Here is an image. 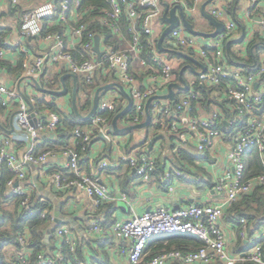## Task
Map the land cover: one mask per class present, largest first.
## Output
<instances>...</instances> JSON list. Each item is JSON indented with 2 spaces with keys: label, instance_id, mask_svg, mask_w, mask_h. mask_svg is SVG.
Returning <instances> with one entry per match:
<instances>
[{
  "label": "built area",
  "instance_id": "built-area-1",
  "mask_svg": "<svg viewBox=\"0 0 264 264\" xmlns=\"http://www.w3.org/2000/svg\"><path fill=\"white\" fill-rule=\"evenodd\" d=\"M198 1L193 0L191 6L185 1L181 2L189 12H192ZM256 5L258 0H250L247 17H252ZM18 8L21 11H18ZM162 11L160 0H0V61L4 59L9 46H15L16 49L18 48L17 51L27 58L32 57L34 54L28 50L22 40L23 38L38 40L42 45L33 59V64L23 63L24 77L36 80L47 65L58 63L64 64L69 72L80 78L86 85L94 83V74L98 66L106 61L108 69L117 71L122 81L131 86L132 104L125 114L127 118L125 123L126 125L137 124L144 117L146 101L152 96L164 93L172 81L170 59L158 52L153 39V26L159 20ZM217 14L220 13L216 10L212 11V15L218 16ZM123 17L128 21L127 30L131 34L130 41L125 48L116 49L112 44L105 43L104 37L99 35L100 48L104 54L101 62L98 63L92 50L94 37L98 34L89 30L90 23L98 22L102 27L109 29L113 37L120 40L123 38L120 23ZM259 24L264 40V19H260ZM54 26H59L60 30L45 32V28ZM233 28L234 24L229 22L222 34L202 46L199 45L197 37L189 34L182 26L174 28L170 34V39L176 47L197 50L205 59L209 57L206 49H210V55L215 61H210L206 71L200 74L199 80L213 85L221 83L223 79L231 80L224 87V95L234 105L232 117L223 118L217 111H213L209 116L191 115L190 99L197 96L192 90L190 94L177 100L174 105L165 101L166 104L162 110H160L161 100H154L151 104L154 115L161 111L166 114L182 112L179 122H173L169 131L176 138L177 143L173 151L177 155L184 144L192 143L198 153H203L212 147L215 138L222 136L231 139L226 153L228 166L212 179V189L223 199L215 204L187 201L178 209L159 206L112 224L106 223V218L102 215L99 220L91 224L89 232L99 235L111 233L121 244L120 253L126 257L128 264H168L173 259H180L186 264L215 262L264 264V226L256 228L249 234L245 218H239L241 226L234 225L231 231L237 233V238L243 242L246 250L233 255L227 248V238L221 225L226 209L233 202L237 201L241 195L251 192L255 187L264 186V115L260 117L257 113L260 111L257 105L261 103L264 95V86L258 83V79L264 75V56L260 58L258 68L248 73L227 67L224 63L222 46L224 40L231 36ZM141 33L147 36L150 65L139 55ZM133 60L141 66H150L152 70V83L143 89L133 87L134 78L131 74ZM2 74L3 68L0 66V77ZM42 80L43 83L40 84L43 86L48 80L43 78ZM255 82L258 83L256 88H254ZM16 99L18 111L15 123L18 129L26 132L27 141L30 144L19 159L9 150L10 142L5 139L0 144V166L6 163L14 173L7 187L10 188V194L23 197L20 202L21 212L29 216L39 214L41 217H46L51 214L50 211L43 208L41 202L31 199L20 182L25 179L24 170L27 164L40 165L52 152L36 153L34 145L41 133L53 132L59 123V115L47 109L45 121L37 120L32 124L29 118L30 112H33L35 116L41 113L33 106L36 100L42 103H49L52 100L46 101L44 95L25 100L18 95L15 88H8L0 82V104L8 108ZM117 102L116 99L100 98L96 111L89 118L90 128H95L98 133L106 135L109 139L111 136L107 135L106 119L98 114L100 111L113 110ZM218 124H222V127ZM89 130L75 129L74 138L89 143L91 139ZM59 149L65 158L63 169L68 173L53 172L50 175L53 187L57 191L78 189L97 207L108 196L107 187L99 181L97 174L114 172L123 162L144 180L149 179L152 172L156 173L158 184L169 192L173 191V181L180 176L177 169H159L155 159L149 157L147 148L145 153H138L140 149H133L135 152L121 155L116 162L101 159L94 172L82 170L81 163L84 156L74 147L62 145ZM248 149L257 151L263 173L244 179V153ZM51 218H53L52 214ZM55 230L58 243L65 242L73 250L75 242L70 238L71 225L60 223ZM174 234L194 236L201 240L203 245L198 250L186 254L171 250L144 260V248L150 240L158 236ZM18 243L22 246L26 243L23 233H19ZM63 260L61 248L53 253H40L37 256L38 264H56ZM15 264H29L28 258L21 256Z\"/></svg>",
  "mask_w": 264,
  "mask_h": 264
},
{
  "label": "crops",
  "instance_id": "crops-1",
  "mask_svg": "<svg viewBox=\"0 0 264 264\" xmlns=\"http://www.w3.org/2000/svg\"><path fill=\"white\" fill-rule=\"evenodd\" d=\"M162 2L167 3L170 6L175 3H180L182 5L181 0H162ZM183 8L189 21L195 26V28L205 33L212 32L215 28L204 18L201 12L202 10L211 15L213 10L219 12L220 14H217L218 16H213L219 22L225 24V28L229 22L233 23L234 28L229 40L235 42V44H233V51L242 58L246 57L248 45L252 41L256 40L259 42L262 39V28L259 24V20L264 19V0H258V5L255 6L253 15L250 18L246 16L247 10L250 9V0H199L195 4L192 12H189L184 6ZM161 16L153 26V39L156 42V47L157 40L166 27V24L161 21ZM170 38L171 36L169 35V37L164 40L161 46L162 49L157 47V50L162 53V55L170 59L172 67L181 66L182 68L184 65H189L191 67V69H184L182 77L186 81L188 87L192 88L193 83L199 80L200 74L198 73L201 72L203 68H205L206 71L210 60L207 61L209 58H203L197 50L192 51L189 49L184 50L178 47L173 48L171 46L172 41ZM123 39L124 37L120 38V40L117 38L115 40L121 43ZM212 40V38L197 36V41L201 46L210 43ZM22 41L27 45L28 50L34 55L27 58L23 54L19 53L17 51L18 48L16 49L15 46L7 47L5 57L1 60L3 64V74L0 77V82L5 84L8 88H15L17 92L19 89L26 98L35 99L44 95L46 101H54V103L59 107V111L67 114L72 110V91L74 89L76 90L78 83H82L81 79L76 76V81H74L70 76L72 73L67 70L64 64L57 63L47 65L44 68L43 73L36 78V81H38V83H43L42 78L49 81L51 77L57 75L60 79L59 89L53 91H59L63 88V86L66 89V92L63 95H52L36 87L31 78L23 76L24 72H22L19 77L10 73L7 71L4 64L14 66L20 62L24 71L23 63L32 65L33 59L37 55L39 47L42 45L40 41L31 40L30 38H23ZM128 42L124 41L121 43V45L123 44L122 47L125 48ZM224 47H226V44H223L222 49ZM172 49L191 55L196 61L186 59L183 56L170 52L169 50ZM263 56L264 53H260V58ZM103 74L106 80H98V83L100 81L104 84L113 82L120 83L124 88V92L130 95L131 86L126 85L122 81V78L117 71L113 70L110 72L108 70H104ZM131 74L134 78L133 87L135 88L143 89L152 83V70L150 69V66H141L133 60L131 62ZM62 77L64 78L62 79ZM172 78L171 82H179L176 75ZM44 85L43 89L49 90ZM166 91L167 89L162 94H165ZM177 91L179 90H175V95L178 94ZM103 92L109 96L107 100H119L121 95L125 97V95L116 87ZM103 92H101V94ZM222 94L224 96V91ZM18 95L20 94L18 93ZM183 96L184 95L182 94L179 95V99ZM125 100L124 105L127 104L126 97ZM16 104H18L17 99L12 102L6 110L0 112V144L5 139H8L10 142L8 147L9 150L20 159L30 142L27 141L26 132L18 129L16 126L15 117L18 111V105ZM46 111L47 109L37 114L36 117L38 121L46 118ZM200 115L209 116L210 114L205 115L200 112ZM144 119L145 114L142 121ZM118 126L123 127L127 125L125 121L119 119ZM108 127L109 124H107L106 129ZM163 133V131H160L147 136L145 129L135 130L127 135L119 137L114 136L115 141L112 146H109L102 140H95L98 135L97 132L93 143L89 146V153L83 154L84 158L81 163L82 170L84 172H94L101 159L116 162L121 155L132 154L135 152L132 149L134 146L140 145L136 149L147 148L150 139L158 134L161 135L154 144L149 157L155 159L159 169L161 168L166 170L171 168L173 170L175 169L173 166L176 163L177 153L170 149L166 138L165 141L161 140ZM45 136L53 139L55 135H53L52 132L49 134L41 133L39 138L42 139ZM39 138L35 141V144L40 146L44 145L43 143H46V141H41ZM230 140L231 139L228 137H217L215 138L212 147H210L206 152L199 153L201 156L200 159H194L192 162L184 161V167L186 168L183 172L179 171L180 176H177V179L173 181L174 185L172 192H169L166 188L160 186L156 176L152 175L149 179L144 180L141 176L136 175L134 170L130 169L125 163L121 164L119 169L114 172L97 174L99 181L104 184L108 190L107 198L103 200L100 206L97 207L82 191L78 189L72 188L57 191L53 187L50 175L53 172H61L64 170L63 163L65 158L60 153L59 147L51 150L52 152L44 163L40 165L27 164L24 170L26 173L25 179L20 183L24 187L26 193L34 200L47 203V205L51 207L52 215L54 208L59 206L60 213L64 217L65 215L63 214V211L67 213L66 216L76 217V226H71L72 230L70 238L76 242V245L79 244L81 246V253L85 260L84 263L79 262L78 264H128L126 257L120 253L121 244L115 240L111 233L109 235H99L89 232V228L93 222L99 220L102 215H104L105 218L107 217V213L109 212L107 204L114 205L115 210H112L111 212L112 216L116 219V221H118L125 220L133 215L141 214L148 209H154L159 206H164L169 209H178L187 201H193L200 204L218 203L223 199L222 196L215 192L212 187L205 185L204 182L207 178H210L212 182V179L216 174L221 173L227 168L228 160L226 158V153L230 145ZM69 145L75 147L74 139L71 140ZM155 146L157 147L156 150L154 149ZM185 146L191 154L194 152L198 153L192 143L185 144ZM9 191L10 188L7 187V192L10 193ZM1 207L5 211L12 212L16 208L14 202L8 200L3 202ZM221 225L223 226L227 238V248H233L236 245L237 238L235 232L231 231V227L234 226V223L226 222L222 219ZM20 233L25 235L27 242V232L22 231ZM18 235L13 243L7 244L2 249L3 262L0 264H15L21 256H25L26 258L29 257V252L26 250V243L23 246L20 245L18 243ZM58 248H61V244L57 241L56 248L52 251V253ZM232 250L233 249H231V252ZM45 253L47 252L45 251Z\"/></svg>",
  "mask_w": 264,
  "mask_h": 264
},
{
  "label": "trees",
  "instance_id": "trees-1",
  "mask_svg": "<svg viewBox=\"0 0 264 264\" xmlns=\"http://www.w3.org/2000/svg\"><path fill=\"white\" fill-rule=\"evenodd\" d=\"M188 3V5H192L193 0H181ZM21 11L20 8L17 9ZM122 36L124 41H130L131 34L127 30L128 21L127 19H122ZM51 30H60V27H47L45 28V32ZM89 30L94 31L98 35L104 37L105 43L112 44L116 49L122 47L121 43L117 40L112 41L111 38L113 34H111L110 30L102 27L98 22H92L89 25ZM230 36L224 40L223 44H226V47L223 48L224 55V63L227 67H234L235 69H240L243 73H248L254 71L258 68L260 64V53H264V40L261 39L259 42L256 40L252 41L247 48V55L245 58L240 57L237 53L233 51L234 41L229 40ZM140 56L145 59L146 63L150 65V47L148 46L147 36L143 33L140 35ZM208 52V58L210 61H215L213 57L210 55V49H206ZM7 68V71L13 73L17 77L21 75L23 72L21 63H17L16 65L4 64ZM107 62L104 61L103 64L98 66L95 72L94 83L92 85H86L84 83H78L76 88V104L78 112L82 115L87 114L90 111L92 105V99L95 89L98 87V80L105 81L104 70H108L112 72L113 70L108 69ZM0 66L3 67L2 62L0 61ZM179 67H172L171 75L172 77L176 75L178 77ZM173 79V78H172ZM230 79H223L221 83L217 85L209 84L207 82H201L197 80L192 88H189L187 91H177L178 94L177 100L179 99V95H187L190 94L191 90L196 93L195 98L190 99L191 105V115L198 116L200 112L209 115L213 111H217L218 114L223 118H230L233 116L234 105L227 100L226 97L223 96L224 87L227 83H230ZM258 83L264 86V75L258 79ZM60 84V79L57 75L50 78L49 81L46 82L44 86L49 90H58ZM125 97L121 95V98L118 100L115 108L113 110H104L100 111L98 115L106 119L107 124H110L114 116L120 112L124 108ZM18 105V104H16ZM35 110L42 112L45 109H48L52 112H55L59 115V123L53 130L54 138L51 139L48 136L44 138H39L41 141H46L43 143L44 145H34V151L36 153L48 152L54 150L62 145H69L71 140L74 139L75 150L82 153L88 154L90 147L89 145L93 143L94 137L97 134V130L95 128H90V119L81 120L76 116V114L71 110L67 114H64L59 111L58 107L53 103H42L39 100L35 102ZM260 111H257L258 116L264 115V95L260 104L257 105ZM5 106L0 104V112L6 110ZM153 106H150V122L147 126L146 135H152L153 133H157L163 131L161 140L168 141V145L170 149H174L176 146V138L173 134H171L170 128L173 122H179V116L182 112L178 111V113H165L164 111L158 112L156 115L153 114ZM156 117V121L155 120ZM126 115L122 116L120 120L126 121ZM143 119V118H142ZM158 119H162L158 121ZM45 119H43V122ZM222 127V124H218ZM79 128L80 130L86 128L90 129L91 139L89 143L82 142L81 139L74 138L75 129ZM167 135V136H166ZM38 140V139H37ZM140 145L134 146L132 149H136ZM146 148V147H145ZM145 148L140 149L138 153H145ZM196 153V154H195ZM151 154V150L148 152V155ZM200 159L201 156L199 153L194 152L191 154L186 149L185 144L180 147L179 154L177 155L176 163L174 164V168L183 172L186 167H184V161L192 162L194 159ZM125 164V162L121 163ZM244 179L253 178L259 174L263 173V168L260 163V159L258 153L255 149H248L244 153ZM61 172H67L63 170ZM72 175V174H70ZM156 176V173L152 172L151 176ZM14 176V173L8 168L6 163H3L0 166V263H2V249L9 243H13L17 237V235L26 231L28 234L27 242H26V250L29 252L28 262L29 264H38L37 256L40 253L47 254L52 253V251L56 248V234L54 230L53 232L49 231V226L51 225L52 218L51 214H48L46 217H41L39 214L37 215H27L21 212L20 210V202L22 200V196L16 194H10L7 192V183ZM203 183V182H202ZM205 185L212 187V182L210 178L205 180ZM203 183V184H204ZM199 185V184H198ZM203 185V186H205ZM200 186V185H199ZM33 199L32 197H30ZM12 201L15 205V210L5 211L2 209L1 204L5 201ZM41 206L45 209H48L51 213V207L47 205L45 202L40 203ZM109 208V212L107 213V223L112 224L116 221V219L112 216V210L114 211V205L107 204ZM114 208V209H113ZM63 214L66 216L67 213L63 211ZM244 217L247 222V229L249 234H251L256 228L260 226H264V186L255 187L251 192L243 194L239 197V199L233 202L229 208L226 209L223 220L226 222H232L235 226H241L239 224V218ZM237 236V233H236ZM203 243L201 240L197 239L191 235H183V234H174L169 236H158L150 240L145 248H144V260H149L150 258L159 255L166 251L177 250L182 254H186L188 252H193L202 247ZM232 253L238 254L242 251H245L246 248L241 240L236 238V245L232 248ZM61 252L63 254L64 260L58 264H78L79 262L84 263L85 260L81 253V246L79 244L76 245L73 250L70 249V246L65 242L61 244ZM168 264H186L180 259H173L168 262ZM210 264H223L220 262L210 263ZM237 264H247L246 262H239Z\"/></svg>",
  "mask_w": 264,
  "mask_h": 264
},
{
  "label": "water",
  "instance_id": "water-1",
  "mask_svg": "<svg viewBox=\"0 0 264 264\" xmlns=\"http://www.w3.org/2000/svg\"><path fill=\"white\" fill-rule=\"evenodd\" d=\"M160 2H161V5L163 7V13L161 16V21L166 24V27L163 30V32L161 33L159 39L157 40V47L159 49H162L161 46H162L164 40L167 37H169L171 31L178 26H182L189 34H191L193 36L212 38V39H214L217 36H219L220 34H222L225 30V24H223L222 22H219L213 15L208 14L204 10H202L201 12H202V15L204 16V18L209 22L210 25L214 26V28H215L214 31H212V32H207V33L202 32V31L196 29L195 26L189 21L188 16L185 13L184 8L180 3H175V4L170 6L167 3H163L162 0H160ZM171 46L173 48H176V45L174 43H172ZM92 50L96 55V61L98 63H100L101 57L104 54V51L101 50V48H100V37H99V35H96L94 37V44H93ZM169 51L176 54V55L183 56L186 59L196 61L193 56L188 55V54H184L183 52L178 51L176 49H172ZM185 68L191 69V67L189 65H184L179 70V73H178L179 82L178 83L177 82H170L167 86V91L165 94L152 96L146 101L145 109H144L145 119L140 123L127 125V126H123V127L118 126V120L126 114L128 108L132 104V100H131L130 95L126 94L124 92L123 86L117 82H113V83H109V84H104L102 81L99 82V86L95 89L94 94H93L92 105H91L90 111L85 115H82L78 112L77 105H76V90L74 89L72 91V95H71V108L78 118H80L81 120H88L96 111L101 92L107 91L113 87L118 88L125 95V97L127 99V104L124 106V108L120 112H118L114 116L111 123L109 124L107 135H110L111 139H109L106 135H104L102 133H98V135L95 138V140H102V141L106 142V144H108L109 146H112V144L115 141L114 136L119 137V136L127 135L129 133H132L135 130H143L148 126L150 119H151L149 109H150V105H151L152 101H154V100H161L162 101V105H161L160 110H162L164 108V106L166 104L165 101H169L172 105H174L177 102L175 90L187 91L189 89L186 81L182 77V74H183V71ZM204 72H205V68H203L202 71L199 72L198 74H202ZM70 76L73 78L74 81H76V76L74 74H70ZM63 78L64 77H62V79ZM32 81H33L34 85L36 87H38L40 90H43L44 92H47V93L52 94V95H63L66 92V89L64 86L59 91L46 90V89H43V86H41V84L38 83V81H36L34 79H32ZM257 85H258V83L255 82L254 88H256ZM18 93L25 100H27V98L25 96H23V93L19 89H18ZM31 109L32 108L30 106L29 110L31 111ZM29 118H30V122L32 124L36 123L37 118L33 112H30ZM160 135L161 134H158V135H156L150 139V142L147 146L148 152L153 149V146L157 142V139H158V137H160ZM60 223H68L72 227H75L76 226V217L75 216H65L64 217L60 213V208L58 206V207L54 208L52 222L48 228L49 231L53 232L56 229V227L58 226V224H60Z\"/></svg>",
  "mask_w": 264,
  "mask_h": 264
},
{
  "label": "rangeland",
  "instance_id": "rangeland-1",
  "mask_svg": "<svg viewBox=\"0 0 264 264\" xmlns=\"http://www.w3.org/2000/svg\"><path fill=\"white\" fill-rule=\"evenodd\" d=\"M164 1H169V0H164ZM196 13H197V12H196ZM115 39H116V38L112 36L111 40L114 41ZM184 50H186V49H184ZM187 50H188V49H187ZM172 62H173V60H172ZM174 64H176V63H174ZM114 71H115V70H114ZM108 97H109V96H108L107 94H105V92H103V93L101 94V98L108 99ZM156 120H157V119H156V117H155V120H154V121H156ZM161 120H162V119H158V121H161ZM145 132L147 133V127L145 128ZM154 149L156 150L157 147L155 146ZM231 249H232V248H229V247H228V250H229L230 252H231ZM231 253H232V252H231Z\"/></svg>",
  "mask_w": 264,
  "mask_h": 264
}]
</instances>
